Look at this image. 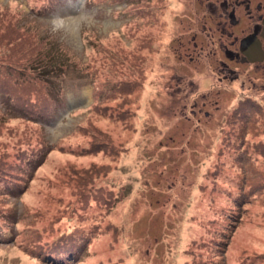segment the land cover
<instances>
[{"label": "rangeland", "instance_id": "rangeland-1", "mask_svg": "<svg viewBox=\"0 0 264 264\" xmlns=\"http://www.w3.org/2000/svg\"><path fill=\"white\" fill-rule=\"evenodd\" d=\"M193 3L0 0V264H264V93Z\"/></svg>", "mask_w": 264, "mask_h": 264}, {"label": "flooded vegetation", "instance_id": "flooded-vegetation-1", "mask_svg": "<svg viewBox=\"0 0 264 264\" xmlns=\"http://www.w3.org/2000/svg\"><path fill=\"white\" fill-rule=\"evenodd\" d=\"M197 5L204 11L205 22L201 33L192 35L188 42L214 59L224 78L227 74L238 77L235 71L249 69L259 86L248 82L264 93V0H197ZM197 5L193 3L194 13Z\"/></svg>", "mask_w": 264, "mask_h": 264}, {"label": "bare ground", "instance_id": "bare-ground-1", "mask_svg": "<svg viewBox=\"0 0 264 264\" xmlns=\"http://www.w3.org/2000/svg\"><path fill=\"white\" fill-rule=\"evenodd\" d=\"M66 31H68L71 35H73L74 32V25L75 23L73 20L65 19L64 21H61L60 24Z\"/></svg>", "mask_w": 264, "mask_h": 264}]
</instances>
